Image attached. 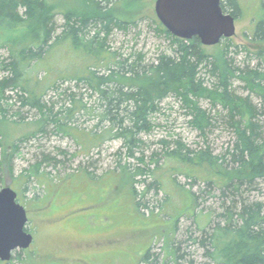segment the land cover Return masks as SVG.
I'll return each instance as SVG.
<instances>
[{
  "label": "trees",
  "instance_id": "16d2710c",
  "mask_svg": "<svg viewBox=\"0 0 264 264\" xmlns=\"http://www.w3.org/2000/svg\"><path fill=\"white\" fill-rule=\"evenodd\" d=\"M145 2L0 0V51L6 53L0 57V126L18 124L10 120V113L19 104L15 115L20 117L22 109L36 110L41 115L36 133L52 126L72 138L86 155L119 140L133 157L143 142L141 136L153 131L154 118L168 98L182 103L191 117V126L202 135L215 127L223 111V121L236 137L232 148L223 155H216L209 147L192 150L178 142L171 149L164 142L162 159L170 165L161 178L155 176L162 169L159 165L154 170L138 169L134 173L133 184L136 176H149L170 199H175L176 194L168 189L178 188L182 209L178 204L173 208L176 220L171 236L183 217L192 220L198 234L188 229L185 241L168 238L163 260L151 251L142 260L144 264H264V201L251 198L254 192H261L260 185L264 183V51L225 39L219 44V53L214 54L198 38L173 36L155 13L126 18L121 11L139 10ZM259 3V15L249 35L253 41H264V0ZM221 6L236 20L242 14L240 0H222ZM146 19L170 41L168 51L151 63L143 55L124 58L113 51L114 31L138 28ZM241 50L252 57L239 65L236 57ZM252 60L258 63L252 66ZM209 81H213L212 86ZM235 82L244 84L251 97L259 98L261 107L251 97L238 95L233 89ZM65 85L69 88L62 90ZM82 88L90 97L98 98L97 107H88L76 99L74 90ZM11 93L17 98L13 105ZM50 93L67 97L69 103L56 110L54 102L47 100ZM203 100L222 111L214 116L208 114L200 105ZM88 114L97 121L91 130L80 128L75 121ZM29 137L30 134L24 138ZM11 149L5 154L10 161L18 146L12 145ZM151 161L159 164V156L154 155ZM35 168L28 171V178L38 174L39 166ZM178 176L190 180L193 189L186 191L176 184ZM201 184L203 189L193 191ZM133 193L139 196L135 190ZM205 195L221 201V212L209 210L204 215L205 208H200L206 202ZM143 206L136 203L138 209ZM163 213L165 218L170 215ZM194 247L202 251L203 261H197L196 251L189 250ZM14 260L13 255L9 263L0 264Z\"/></svg>",
  "mask_w": 264,
  "mask_h": 264
},
{
  "label": "rangeland",
  "instance_id": "374dc122",
  "mask_svg": "<svg viewBox=\"0 0 264 264\" xmlns=\"http://www.w3.org/2000/svg\"><path fill=\"white\" fill-rule=\"evenodd\" d=\"M240 2L243 10L236 21L237 34L233 42L254 51H264V41H253L249 36L254 28V20L259 15V0H240ZM155 3L156 0H146L145 5L139 10L126 8L121 11H124L126 18L137 16V14L150 16L155 13ZM62 22V17H60L58 24L61 25ZM169 45L170 41L159 35L155 25L148 19L141 22L138 28H132L126 32L114 31L111 37L113 51L119 52L124 58L132 54L143 55L147 63L154 62L162 52L168 51ZM219 46L209 47V49L212 53L218 54ZM241 51L236 57L239 65L252 57L248 56L244 50ZM5 56L6 53L0 51V57ZM251 62L252 66L258 63L256 60ZM212 82L209 81L208 84L212 86ZM62 88L66 90L69 86L65 85ZM233 89L238 95L251 97L250 92L240 82H235ZM74 91L77 100L88 107H97L98 98L96 96L90 97V94L83 88ZM11 96L13 99L10 104L13 105L17 98L14 93H11ZM251 99L255 105L261 107L259 98L252 96ZM47 100L54 102L56 110L69 103L67 97L62 95L59 97L53 93L48 95ZM200 105L212 116L217 111H222L213 109L209 101L203 100ZM13 109L10 113V120L18 124L0 126L2 132L0 136V189L10 186L17 192L20 204L25 206L29 212L30 221L27 228L35 234L36 242L32 251L17 250L14 252L16 260L11 264H50L51 259L47 257L49 254L73 258L78 248L89 244L86 242L89 241L88 238L91 240L103 235L98 236L100 232H97V229L86 231L85 227H78L73 223L65 222L57 227L43 222L44 219L41 222V215L38 212L40 208L52 204L67 205L65 200L70 197L73 202L67 210L81 208L87 203L97 204L95 222L106 220L105 217H108L109 220L105 222L110 227L108 229L110 234L107 235L122 243L116 253H109L110 255L105 253L96 258L93 257L92 260L95 258L93 264H144L143 256L149 251L154 255H159L163 260L167 255L165 243L168 238L176 242L185 241L188 237V229L198 236L196 226L192 220L183 217L176 223V232L171 236L169 233L173 230V223L176 220L173 208L176 204L180 206L183 201L177 193L178 188L171 186L168 189L173 191L174 195L176 194L175 199H170L164 189H157L155 180L149 176H136V182L133 184L134 173L138 169L154 170L159 165L162 169L157 170L155 176L157 179L161 178L166 166L170 165L162 159V154L166 151L164 142L169 143L171 149H175L178 142L192 150L209 147L216 155H223L229 148H232L236 141L233 130L225 123L226 120L223 121L225 116L223 111L224 116L217 121L215 127L209 128L206 134L202 135L191 126V117L182 103L175 98H168L162 103L160 112L154 118L153 131L141 136L143 142L138 150L133 152V157L119 140L108 142L102 148L86 155L80 152L81 148L72 138L63 132L54 130L52 126H47L44 131L36 133L41 123V115L36 110L22 109L19 117L14 114L19 111V104ZM76 119V124L86 130L93 129L97 123L91 114L81 115ZM29 134L31 137L24 138ZM12 145H17L18 151L10 161V156L5 154L12 152ZM154 155L159 156V164L152 163ZM35 166H39L38 174L28 178V171ZM145 178H147L146 182ZM176 184L184 187L186 191L189 188L193 189L190 180L185 176L176 177ZM148 186H151L150 190L142 196ZM202 186L201 184L195 187L193 191L203 189ZM24 188H27L26 192ZM260 189L261 192L252 194V200L264 201V183L260 185ZM134 190L139 196H135ZM205 199L206 202L200 208H205L204 215L209 210L221 212V201L218 198L205 195ZM137 202L146 207L138 209ZM180 208L182 209V206ZM89 211L91 210H77L74 215L87 214ZM160 212L162 214L159 215ZM163 212H169V217L165 218ZM189 250L196 251L197 261H203L201 250H197L196 247ZM41 254L46 257H41ZM51 257L55 259L54 256Z\"/></svg>",
  "mask_w": 264,
  "mask_h": 264
},
{
  "label": "water",
  "instance_id": "95a60500",
  "mask_svg": "<svg viewBox=\"0 0 264 264\" xmlns=\"http://www.w3.org/2000/svg\"><path fill=\"white\" fill-rule=\"evenodd\" d=\"M222 0H156L155 14L173 36L198 38L205 47L219 45L237 34L236 18L225 13ZM27 209L18 201L10 186L0 189V262L9 263L17 250L25 251L33 244L27 231Z\"/></svg>",
  "mask_w": 264,
  "mask_h": 264
},
{
  "label": "flooded vegetation",
  "instance_id": "af4514ba",
  "mask_svg": "<svg viewBox=\"0 0 264 264\" xmlns=\"http://www.w3.org/2000/svg\"><path fill=\"white\" fill-rule=\"evenodd\" d=\"M65 202L68 204L67 205L62 204L60 206L56 204H52L44 208H40L38 212H40L39 214L41 215L40 217L41 222L44 219L43 222H48L53 226H57V227L61 226L65 222L73 223L76 224V226L78 227H85L86 231L93 230V228L95 230L97 229V232H100L98 233L99 234L98 236H100L101 234L103 235L101 237H97L96 239L92 238L90 240V238H88L89 241L86 242H89V244H86L84 247H80L82 249L78 248V251L75 254H73L74 256L73 258L65 255L64 256H55L53 254L47 255V257L51 259L50 264H93V260L96 257L103 255L105 253L112 254L118 251L119 249L118 247L122 245V243L119 242L120 240H116L114 237H109V235H107L110 234L108 233V229L110 227L105 221H108L109 218L105 217L106 220L95 222V218H96L95 209L98 206L97 204L87 203V205L81 208L76 207L73 210H67L73 202L72 197H70L68 200H65ZM77 210L80 211L91 210V211H89L87 214L74 215L75 213H77ZM27 214L29 218L28 211ZM27 231L33 235L34 241L33 244L30 246V248L25 251H32L33 247L35 246L36 238H35V234L32 233L28 228ZM50 255L54 256L55 259H53ZM41 257L45 258L46 256L41 254ZM93 257L95 258L92 260Z\"/></svg>",
  "mask_w": 264,
  "mask_h": 264
}]
</instances>
